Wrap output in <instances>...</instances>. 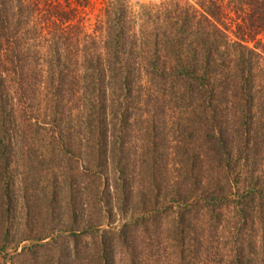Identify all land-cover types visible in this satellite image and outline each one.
<instances>
[{"label": "trees", "instance_id": "obj_1", "mask_svg": "<svg viewBox=\"0 0 264 264\" xmlns=\"http://www.w3.org/2000/svg\"><path fill=\"white\" fill-rule=\"evenodd\" d=\"M199 4L103 0L89 34L76 6L0 0V264L57 240L9 221L53 201L43 171L99 208L65 264H264V0H228L233 37Z\"/></svg>", "mask_w": 264, "mask_h": 264}, {"label": "rangeland", "instance_id": "obj_2", "mask_svg": "<svg viewBox=\"0 0 264 264\" xmlns=\"http://www.w3.org/2000/svg\"><path fill=\"white\" fill-rule=\"evenodd\" d=\"M88 2L86 4H84V0H54L55 4L59 3L61 5H66L68 4L69 6H76L77 9L79 10V15L80 18H82V21L80 20V24L81 26H83V28L89 33L91 34L93 32L94 29V24H95V20L96 17L98 16L100 9L102 8V2L103 0H87ZM165 0H131L132 5L136 6L137 4H160L161 2H163ZM184 2H186L189 5L194 6L196 9L200 8V4L202 3L204 0H183ZM221 4L224 6V8L222 9L223 12V17H224V23L226 24V30L227 33L229 35V37H233V32L235 30V26H236V15L233 14L232 10L227 6L228 0H220ZM262 53L264 54V45L262 46L261 49ZM11 91V90H10ZM12 92V91H11ZM12 97H14V95H11ZM138 131V126H136V129L134 131V133L136 134ZM36 148L41 149L40 146L36 145ZM43 168H45V165H42ZM46 170V168L44 169ZM44 173L41 175V182L39 183V185H41V187H39V189L36 191L37 193H41L42 189L45 183H49V184H53L55 187V191H54V197H53V201L51 202L50 199H48V201L46 202L44 201H40L37 205V208L35 210V212H33V217L31 216L30 218H26L24 215V211L20 210V214L16 215L13 214L12 210L10 213V223L13 226V230H17V228H20L19 231L24 232V228H25V223H28V230L29 232L27 234H30V236H35V235H43V234H47V233H51L52 237H56V242L53 245L48 246L45 249H41L40 250V256H41V263L40 264H65L64 262V257L65 254L67 253L66 250L67 248L70 246L69 243V237L71 235V231H69L70 229L75 228L77 230V233H81L85 228H86V223H82L81 218H83V220L87 219L88 216L91 215V220L97 221L98 216H99V208L98 206H88L87 205V201L85 198H87L89 195H93V193H89V191H87V189H83L85 188V185L88 188V184L90 183V181H88V179L86 177L80 176L78 177L75 185L73 188L75 187H79L80 188V200L76 206V210L70 214L68 211V207L65 205V201H69V195L67 193V190L65 188H63L62 190L59 189V183L63 182V180L61 179V175L60 174H47L45 171H43ZM103 179H107V178H111V174L109 173V169L107 170V172L103 173ZM21 180L19 177L17 178V181ZM51 181H53L52 183H50ZM70 181H68L69 184ZM18 191L15 192L14 197L16 198V200L19 201V205L22 202V199L24 197V193L27 191L25 190L21 184L19 186H17ZM50 192L52 190H49ZM43 192L45 195H48V192ZM110 191L112 192V190L110 189ZM45 199V198H42ZM149 204V203H148ZM116 206L118 205V202L116 203ZM119 210V207H117ZM130 207H125V209L127 210L128 214H126V216H124V218H128L133 214L138 213L139 210H136L134 212H132L133 214H130L131 210L129 209ZM137 208V207H136ZM135 209V208H134ZM75 213H77V220L75 219ZM115 217V221H116ZM25 219L27 220V222L25 221ZM77 223V225H74L72 222ZM117 224V223H116ZM51 237V238H52ZM51 238H47L45 239L43 242L41 243H46L48 242ZM28 243H23L20 244V247H18L17 252L20 253L22 247L27 246ZM168 244V248L170 249V243ZM16 245V244H15ZM168 249V250H169ZM170 255V253L167 254V256ZM166 256V257H167ZM30 258H28L29 260ZM167 258H164L163 261ZM23 260H25L26 263H28L27 258L25 259H15L16 264L21 263ZM0 262H2V260H0Z\"/></svg>", "mask_w": 264, "mask_h": 264}]
</instances>
